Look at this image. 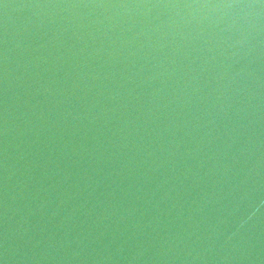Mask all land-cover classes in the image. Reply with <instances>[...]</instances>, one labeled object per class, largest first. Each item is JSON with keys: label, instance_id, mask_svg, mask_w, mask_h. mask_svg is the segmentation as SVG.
Segmentation results:
<instances>
[{"label": "water", "instance_id": "95a60500", "mask_svg": "<svg viewBox=\"0 0 264 264\" xmlns=\"http://www.w3.org/2000/svg\"><path fill=\"white\" fill-rule=\"evenodd\" d=\"M0 264H264V0H0Z\"/></svg>", "mask_w": 264, "mask_h": 264}]
</instances>
